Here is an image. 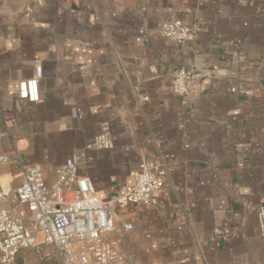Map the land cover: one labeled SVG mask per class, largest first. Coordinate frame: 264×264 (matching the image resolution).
Instances as JSON below:
<instances>
[{"label":"crops","instance_id":"obj_1","mask_svg":"<svg viewBox=\"0 0 264 264\" xmlns=\"http://www.w3.org/2000/svg\"><path fill=\"white\" fill-rule=\"evenodd\" d=\"M162 21L193 35L167 42ZM37 69L38 102L19 100ZM180 69L200 73L185 97L172 91ZM100 135L112 149L88 148ZM78 152L100 200L132 186L142 160L167 169L155 204L115 211L133 224L120 249L129 264H264V0H0L8 205L21 164L51 186ZM18 261L38 264L28 251Z\"/></svg>","mask_w":264,"mask_h":264},{"label":"built area","instance_id":"obj_2","mask_svg":"<svg viewBox=\"0 0 264 264\" xmlns=\"http://www.w3.org/2000/svg\"><path fill=\"white\" fill-rule=\"evenodd\" d=\"M193 31L180 21L158 24L161 38L174 45L186 43ZM39 77L37 69L32 78L19 81L16 97L28 103L38 102ZM199 77L200 73L176 70L173 93L187 96L192 81ZM112 147L105 135L97 136L88 146L100 151ZM8 161L7 156L0 154V165ZM87 161L84 153L72 154L55 170L51 186L40 168L21 164V182L14 191L13 206L8 205L11 187L0 186V264H21L18 261L21 251L31 253L38 264H129L120 249L133 224L116 221L115 211L132 204H155V195L165 183L167 169L159 162L142 160L132 186L100 200L90 179L77 173V167ZM257 220L264 233V206ZM34 230L42 235L41 244L36 243Z\"/></svg>","mask_w":264,"mask_h":264},{"label":"rangeland","instance_id":"obj_3","mask_svg":"<svg viewBox=\"0 0 264 264\" xmlns=\"http://www.w3.org/2000/svg\"><path fill=\"white\" fill-rule=\"evenodd\" d=\"M34 233H35V236H36V241H37V238L39 237V234H40V232H38V234H37V231L36 230H34ZM37 243V242H36ZM41 244V243H40ZM35 258V257H34ZM36 259V258H35ZM37 260V259H36Z\"/></svg>","mask_w":264,"mask_h":264}]
</instances>
